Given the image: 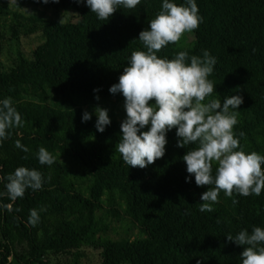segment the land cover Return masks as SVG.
<instances>
[{"label":"trees","instance_id":"trees-1","mask_svg":"<svg viewBox=\"0 0 264 264\" xmlns=\"http://www.w3.org/2000/svg\"><path fill=\"white\" fill-rule=\"evenodd\" d=\"M6 3L77 16L70 22L30 18L41 29L43 42L30 58L20 54L12 67L0 68V99L10 97L23 121L22 127L9 129L7 138L0 140V177L25 166L39 170L44 178L40 189H26L15 201L6 195V180H0V193H5L0 195V264H10V259L17 264H92L82 262L85 247L100 251L98 264H196L197 260L240 264L243 246L226 236L264 227V189L259 196L234 192L227 197L221 191L212 211L202 212L200 194L214 186H197L194 177L185 181L190 174L182 157L194 145L177 147L175 129L167 133L164 156L141 169L125 164L115 150L122 121L111 119L101 133L95 128L94 114L82 122L83 112L76 109L17 102L20 96L44 88L57 96L73 93L124 100L108 89L118 82L131 53L144 50L137 40L139 32L160 11L162 0H140L132 9L121 7L109 20H98L76 0L46 4L0 0V17L8 14L3 10ZM196 3L202 22L192 30L194 47L169 43L157 55L172 59L180 51L202 56L207 50L214 56L216 64L208 77L214 85L212 97L221 101L229 95L243 97L233 130L245 133L240 147L246 153L264 154V0ZM1 27L0 18V34ZM95 88L100 91L94 93ZM17 140L28 151L17 148ZM40 147L55 157L53 164L38 162ZM215 168L213 164V174ZM104 203L122 207L138 225L141 237H112L107 218L100 215ZM30 209L39 214L35 225L28 223ZM59 255L69 260L53 262Z\"/></svg>","mask_w":264,"mask_h":264},{"label":"clouds","instance_id":"clouds-1","mask_svg":"<svg viewBox=\"0 0 264 264\" xmlns=\"http://www.w3.org/2000/svg\"><path fill=\"white\" fill-rule=\"evenodd\" d=\"M42 2L46 4L49 0ZM76 2L84 3L98 20H109L119 8H135L140 0ZM201 22L196 0L183 3L162 0L160 11L148 22V27L139 32L137 40L144 50L131 53L118 82L108 91L124 98L126 116L120 124L121 135L115 150L128 166L143 169L163 157L167 133L173 129L177 147L194 145L182 157L190 174L185 181L190 182L194 177L197 186H214L200 194L199 209L204 212L212 211L221 191L227 197H232L234 192L259 196L264 189V154L246 153L240 147V138L245 133L237 134L233 130L243 97L229 95L223 101L212 97L214 85L208 77L216 64L214 56L207 50H203L202 56H189L186 51L176 53L172 59L157 55L163 47L177 42L183 33L196 29ZM99 91V88L93 89L94 93ZM95 99L100 97L97 95ZM94 113L95 128L102 133L111 124L108 109L96 106ZM91 118L92 113L85 110L81 120L87 122ZM22 126L21 115L11 98L0 99V140L7 138L9 129ZM16 147L28 151L19 140ZM36 156L42 165L55 162V157L44 147L38 149ZM213 164L216 165L214 174ZM0 180H6L4 188L11 201L23 197L26 189H40L44 182L39 170L25 166L17 167ZM38 221V211L30 209L28 223L35 225ZM226 238L243 246L240 264H264V227L254 226L251 232L242 229Z\"/></svg>","mask_w":264,"mask_h":264},{"label":"rangeland","instance_id":"rangeland-1","mask_svg":"<svg viewBox=\"0 0 264 264\" xmlns=\"http://www.w3.org/2000/svg\"><path fill=\"white\" fill-rule=\"evenodd\" d=\"M3 10L8 14L1 15V50H0V68H10L18 60L19 55L23 54L30 58L33 50L43 42V36L40 28H35L30 18L38 20H59L61 22L75 21L76 13L53 10L43 6L28 5L24 8L15 7L12 4H5ZM63 17V19H62ZM62 19V20H61ZM177 44L183 48H193L195 44L194 34L185 32L182 34ZM97 95H91L88 98H83L80 95L69 93L66 96H57L52 90L44 88L42 91H37L29 96L22 95L17 102L27 105H42L51 107L57 110H79L84 112L94 113L96 106L108 109L110 119L122 121L125 116L123 107L124 100L120 99H105L101 96L99 100L95 99ZM151 103V101H150ZM117 213H110L114 211ZM102 217H106V224L109 226V233L116 239L130 238L134 239L141 237L138 225L128 218L122 207L117 203L109 205L104 203V208L100 211ZM117 215V216H116ZM108 216V217H107ZM2 239L0 233V240ZM85 252V257L82 259L84 263L98 264L101 258L100 251L90 248H82ZM69 258L66 255H59L52 258L53 262H66ZM10 264H17L10 259Z\"/></svg>","mask_w":264,"mask_h":264}]
</instances>
